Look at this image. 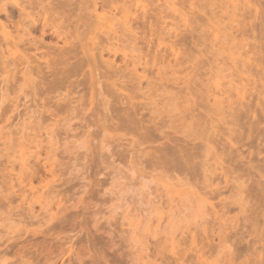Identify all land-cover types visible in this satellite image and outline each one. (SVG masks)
<instances>
[{"label": "rangeland", "instance_id": "1", "mask_svg": "<svg viewBox=\"0 0 264 264\" xmlns=\"http://www.w3.org/2000/svg\"><path fill=\"white\" fill-rule=\"evenodd\" d=\"M74 1L73 0L71 1L72 3H70V4L71 5L73 4V5L72 6L70 5V7H68L69 10H67V8H65L66 12H67L66 16L69 18V25H70L71 31H73L75 29V27L78 26L79 24H81V26H82L83 22L84 23L88 22V21H86L88 19L81 22V20H82L80 18L81 15L78 16L81 13V14H83L82 16L84 18H86L87 16H88L87 18H89V23H88L89 25L87 26V28L89 27V30L91 29L90 23L93 22L92 30H93V33H95L96 35L94 34L92 36V35H90L92 33H90L89 35H87V37L83 36V38H81L79 35L76 34V32H75V34H74V32L73 33L71 32V34H74L75 36L71 35V38H69L70 42L73 44H80V45H81V43L83 44V42H84L85 43L84 48L85 49L87 48V53H88V52H92V50H94L96 48L97 49L99 48V46L102 44L100 38H102L103 42L104 41L105 42L102 44L101 47H104V44L107 41V37L100 33L104 29V28H102V24L103 25L105 24L107 26V25H109L108 23L111 22L112 20L106 19V20H103L102 22L101 21L98 22L95 19L91 18L92 14H94L93 10H94L95 3L98 4L97 7L99 8V13L106 14V15L110 14L109 12H107L108 10L103 11V9H101L100 6H102L101 3L103 2V0H86V1H84V0L80 1L79 0L80 3H79V1H76V0H74ZM82 1H84V4H81V3H83ZM151 1H152V3H150V0H145L146 3H149V5H148L149 8H147L148 12L146 14V18L143 17L144 15L139 14V13L144 14L143 11H142L143 13L140 11H137V10H140L141 8L138 9L134 6H133L134 8L132 7V9H133L132 10V21L134 19L136 20L138 18L136 21L139 22L138 23L139 27L142 26V27H140V30H141L140 32L142 33V35H144L143 32H145L146 29H148L147 26H148L149 22H152V23L154 22L155 24H157L156 22H158V20L161 19V18H159L158 20H155L159 17V16H156V15H158V14H156L159 12L158 10H160V12H162L161 16H164L167 14L168 17L166 18L164 16V18H165L164 21L166 23L165 25H168L169 30H171V35L166 36L164 41H161V42L157 43L156 45L163 50L162 52H165V50H166L167 53H169V52L172 53L173 51L170 49V47L172 46L173 42H175V40H177L176 35L179 34L180 38L183 39L181 41V43H180V41H178L173 54H171L169 56H163V57L164 58L167 57V59L169 58V60H173V59L177 60V58H178V60H180L179 62H181V63L183 60H185L184 62H187V64L183 62V65H184L183 67H177V68H181L183 70V73L182 72L180 73V71H182V70L179 69L178 73L181 75L177 74L173 77L171 76V78H175V77L178 78L179 77V78H184L187 81H189V80L192 81V80L199 78L198 76H202L203 77L202 79L205 81L207 87H209L211 89V91H213L216 94V97H220L219 95H221L220 98H223L227 101L229 100L231 102H234V101L237 102V105L239 106V108L241 107L240 109L243 112H245V111L247 112L248 110H249V112L250 111L252 112L250 114H246V113H245L246 115L244 114V116H245L244 118L245 119L251 118V121H249L250 119L248 120L250 123L249 124V123H247V119L246 120L243 119L244 123H246L245 127H244V124L242 123L243 121L239 124L242 127L241 128L242 136L240 138H234L233 137L234 138L233 144H235V146L227 143L226 144L227 150H225L226 148L225 149L219 148V151H217V153L218 154L223 153V155H224L223 158H224L225 153L227 152L226 157H225L224 166L227 167V169L229 170V173H230V174H228V176H229L228 179H233L235 177H239L240 182L243 184L245 183L246 187L248 185V188H249V186H250V188L252 186L255 187V185H253V184L255 182H257V183H255L256 187L254 188V190H255L254 192H256L257 190L259 191V188L261 187L260 185H263L261 187L262 190L260 189V191L263 193V191H264L263 190V187H264V147L260 148V146L261 145L263 146V144H264V131L262 130L264 128V123H263L264 117H262V116L258 117V116L261 114L262 111L263 112L261 115H264L263 114L264 113V110H263L264 99L261 100L260 94H259V96L257 94H258V92L260 93V91L264 92V0H250L251 3H253V5L251 7L250 6L247 7L246 2H244V0H242L243 4L244 3L245 4L243 5V7L240 10L235 8L234 7L235 5L229 0H217V2L219 4L216 3L214 6H211L212 8L209 6L211 9H213L214 7H217V10L215 12H217V17H218L217 20L221 22L222 27L234 28L233 37L236 38L237 45L235 47H232V46L231 47L236 52L235 54H234V51H231V50L227 51V52L225 50H222V47L225 49V47L229 46L228 44L224 45V42H222V40H224V39H222L224 31L219 30V28H215L212 25H210L211 19L209 16H211V15L210 14H207L208 16L205 15V13H207L210 10V8L208 7V10L205 9V11L207 10V12H205L204 10H201V8H199L204 4V2L202 0H200V1H198V0H151ZM74 3H76L77 5H80L79 7L81 8V10L76 5H75L76 6L75 7ZM213 3H214V1H213ZM83 5L87 9L86 13L82 9V8H84ZM150 5H151V8H150ZM70 8L72 10H74V9L75 10L72 11ZM78 8H79V12H78ZM134 9L137 12H135ZM151 9L153 11H151ZM162 9H164V10H162ZM149 10H150V12H149ZM200 10H201V13L203 11L204 14H201L199 12ZM71 11L74 14V15L72 14L73 18L71 16ZM75 11H76V13H75ZM80 11H84V12H80ZM164 12L165 13L167 12V13L164 14ZM215 12H214V17H215ZM115 13H116V19H118V20L122 19L123 20V14H121V11H117ZM137 13L140 16L136 15ZM150 13H151V15L153 14V16H151ZM208 13H211V12H208ZM76 14H78L77 15L78 17L77 16L75 17ZM85 14H87V15H85ZM133 15H134V17H133ZM5 16H6L5 14H1L0 18L2 20L1 19L0 20L2 22L5 21L4 23H6L7 25L9 24V26H11L10 28L12 30L10 28L9 29L11 31H13V33L16 35V33H15L16 29H14L15 30L14 31L13 26L17 23L18 17L15 16V18H16L15 19L13 16V17L9 18L10 19L9 20ZM109 16L110 15H108V17ZM212 16H213V14H212ZM93 17H94V15H93ZM149 17H151V19ZM66 18H64V19H66ZM68 18H67V20H68ZM78 18L80 19V21H78L79 20ZM207 18H208V21L210 23H208ZM6 19H8L10 22L14 21L13 24H12V22L9 23V21ZM64 19L62 21H64ZM71 19L73 20V26L71 24L72 23ZM139 19H140V21H138ZM152 19H154L156 22L153 21ZM70 21H71V23H70ZM146 23H147V26L145 29ZM159 23H161V22H159ZM134 24L136 25V22H134ZM143 24H144V26H143ZM98 28L101 29V31ZM141 28L142 29L144 28V31H142ZM95 30H98V32L100 33L101 36L100 37L98 36L99 38L96 37L98 32H96ZM175 30H177V33H174ZM86 38H87V40H86ZM55 39L56 38L52 39L49 37L46 39V41H48L47 43H50V42L55 43L57 40V39L56 40ZM84 39H85V41H84ZM244 41L247 42L248 45H244L245 44ZM109 42L114 43V44H112L113 48L111 45H110V47L107 46L108 44H111V43H106L105 44L106 46L104 47L105 50L107 47L114 49V50L119 48L120 50L123 49L125 53L132 55V52H131L132 50L129 47H128L129 48L128 49L126 44L118 43L117 41H115V42L109 41ZM242 42L244 44H242ZM225 43H226V41H225ZM59 44L63 45V42H60ZM77 47L79 49L81 48V46L80 47L77 46ZM109 50L110 49L107 48V51L103 52L104 53L103 55L105 58H103L104 60L103 59L102 60L106 61L105 59H107L108 62L115 61L117 67L114 66L116 68L113 70L114 72H115V70L122 69L124 66H126V62L130 61V58H128L130 55L128 57H126V59H128V60H126V59H124L125 56H124L123 52H121L122 54L120 53V54H118V56L115 57L114 54H113L114 56H110L109 54H111V53H109V54L107 53ZM227 50H229V49L227 48ZM221 51L223 53V56L218 55L221 53ZM228 52L233 53L232 54L233 57L230 56V53L228 55ZM58 57L60 58V60L62 58H64L63 59L64 61L67 60L68 65H66L65 63H64L65 65L61 64L62 69L64 67V69L67 71H68V69L65 68V66L69 67L71 64H73V67L76 68L74 66L75 65L74 63L81 62L83 59L88 61V63H87V61L85 62V65L89 64L91 66L90 67L88 65L87 66L83 65V70L81 67V69H78V73H76L77 71L74 70V68L72 66L69 67L72 69V70L69 69L70 72L72 71V74H70L71 76L68 75L69 78L70 77L71 78L65 80V82L67 81V82L71 83V84H69V83L68 84H69V86L72 85L71 86L72 91H71V89H69L70 88L69 86H68L69 88L66 86L67 82H66L65 86L62 85V87H61V85H57L56 87H53L54 77L50 76L49 72L45 73L47 70L43 72L44 74L41 73L40 75H38L39 79H37V80H39V82L40 81L44 82V84L42 83V85H45L46 80L51 82V86L45 85V86L41 87V90L44 91V93H43L45 96L44 100L42 101V99H43L42 97H44V96H42V94L40 95L42 97L39 98V99H41V101L44 104L49 103L46 107H49L51 109L54 108V110H55V107H56L57 109L60 108L59 110H61L62 109L61 107L64 108V106H66L65 104H67V106H70L68 104V102L62 101V104H61V103L57 102L58 100L56 102L53 101L55 103H53L52 101L49 102L50 100H53L50 97L55 96V94H56L55 90L56 89L57 90L59 89L58 90L59 93L57 91V96L58 95L60 96L61 94H62V97L69 96L72 99L74 98L73 100L75 102H77L78 98H80L81 95L84 94V96H85V99L83 98L84 100L81 98L84 101L81 103L82 105L80 103L77 104L78 102L76 104L73 103V105H80L79 106L80 109L77 108L78 110L77 109L75 110L74 114H78V115H77V118L72 121V123H71L72 125H70V127L72 129H73L72 126H74V129H76L78 127V128H81L82 130L80 129V131L78 130L76 132L65 133L67 130L65 132H63V131L66 128H63V131H61L62 129L60 130L59 128L56 129L57 133L62 135L61 137L58 138L59 143L56 147H59V145L61 143V145H60L61 147H59V149L61 148L63 150V148H62V147H64L63 144L66 145L69 142V140L72 141V142L71 141L70 142L73 145L76 143L75 147H74L76 150L71 151V149L68 146V145H70V143H69L67 145V147H64V148L70 149L71 153H69L70 152L69 150H68L69 151L68 152L64 149L67 154L66 153L61 154V155H64V156H61V159L65 160L64 165H66V166H64V168H65L64 172H65V174L67 173L66 174L67 176L65 175V178L68 177V179H71V180L67 181V178H66L65 179L66 182L63 180V183L65 182L64 183L65 185L63 186L62 185L63 183L62 184L59 183L60 185L58 184V186L60 188L59 187L57 188V190L58 189L64 190L65 188H63V187L68 188L67 189L68 192H66V193L69 196L68 199H70V200H68V202L71 201L70 202L71 207H69V209L67 208V210L60 217H58V219H55L54 221H52L51 223H49L48 225L44 226L41 229H37L38 226L36 224H34L35 225V227H34V225L31 226L29 223H25L26 225L29 226L26 229L28 231L27 233H24V232L21 233V235H19L20 237L15 236L18 240L17 239H14V240L9 239L8 241H6V239L3 240L2 237L8 238V235L6 236L7 230H5V229H7L10 226H8L6 224L8 222L6 220L4 221V219L6 216L8 217V214L10 211H6V209L4 207H2V204H1L0 205V235H1V237H0V241H1L0 242V258H1L0 263H1V260H4L5 261L4 264L5 263L6 264H21V263H23L25 257H28L29 260L27 258V260L25 259V262L34 261L33 262L34 264H38L39 263L38 261H40L39 264H51V262L52 263L54 262V264H181L182 260H183V262L185 261L187 264H190L189 259H191V261H193V262H191L192 264H196L198 257L196 255V253H194V251H192V248H194V247L191 246V240H189V242L187 241L188 239H192V237L189 234H187L186 230H184L186 227L191 228V226L193 225L192 226L193 229L192 228L191 229L194 232L200 233V234L198 233V236H197V239L199 240V241L197 240L198 245L194 250H198V249H199V251L201 250L202 254H204V257L206 258V260L208 262L207 264H228V263H226V260H224V262H223V258H221V257H224L223 255L225 254L226 250L224 251V253L222 255L218 254L219 255L218 256L215 251L214 252L212 251L214 244L212 245L211 242H213V241L210 240L211 241L210 242L208 239V238L211 239V237L204 234L198 228H197V231L195 229L197 226V224H195V223H197L198 221L200 222V220H201L200 215H202L203 212L207 211L208 213L211 214L210 217L212 219H210V217H207V219H210V222H212L213 216L215 215V213L213 214V209H215L214 212H217L220 215H224L226 213V215H227L226 217L224 216V220H228L227 223H226V221L224 222V227L227 224V226L225 227L226 233H224V236H225V239L227 238V240H228L227 245H226V246H228L227 250L228 251L230 250L229 247L231 245V247H230L232 249L231 252L237 251L238 256L236 254H233V252H232V254H233L232 256L235 258L234 261L236 262V260H237V262H238L237 264H239V262H242V261L244 264H249V263H251V261L254 264H257V263L261 264L260 262H262L264 260L263 259L264 258V251H263L264 242L262 240H260V242H258V245H259V243H261L262 246L261 245L258 246L256 244L254 245V246H256L255 248L257 250L255 253L254 252L255 248H253L254 251L251 248V246H252V244H254L255 240H252L250 236H252V237L255 236L256 233L254 234L253 231L254 232L260 231L261 230L260 228L264 224V219H263L264 218L263 217L264 212L262 213L261 211H259L260 207H258V206H260L261 203L263 204V206H262V204H261V206L264 207V202H263L264 200L262 201V198L264 197V195L263 194L261 195L259 193L260 191L256 192L259 194L258 197L256 196L258 194H256V195L253 194L258 199L261 198V203H257L260 201V199H259V201H258V199H256L257 202L254 201L255 198H253V200L251 199L252 201L249 200L250 203L247 205V208L252 207L250 205H253V207H255L256 204H259L256 207V210L254 211L256 213L252 212V213H254V215H253V214H251V212H249V210H248V212H246L245 209L240 207L241 202L243 200L242 198H245L246 194L243 195V197L235 194V192H233L231 190L233 185L227 184L225 179H220V177L217 180L219 186L214 188V189H217L216 191H218L217 193H214L217 195H215V196L213 195L214 196L213 200H212V197L210 199L211 205L209 204L207 206H204L205 208L204 207L203 208L205 211L202 209H198V208L194 209L195 212H196V210L200 211V213L198 211V213L196 212L197 214H195V212H194L195 215L193 214L194 217H196V218L198 216L197 219L193 218L194 224L192 222L191 223L189 222V226H186V225H188V221L183 220L184 222H187V224L186 223L183 224V221H181L182 224L185 225L186 227L181 224L183 226L181 229V228H179L181 225L180 226L178 225L179 227L176 230L178 231L180 229L181 232L175 231V233L177 232L178 234L179 233L182 234V235H180V237H178L179 236L178 234H175L176 236L178 235L177 237L176 236L175 237L178 238L177 240L180 242V246H182V244L184 245L185 243H188L186 246L187 248L184 245L183 249H182V247H179V249L181 248L182 250L180 249L181 250L180 251L179 249H177V252L180 253L183 250H185V252L187 253L189 251L186 255H189V256L191 255L190 258L188 259L189 256L186 257L184 255L183 259L181 261L177 262V261H175L174 257L180 258L179 254L174 255L170 252L166 253L169 255H165V257L167 259L166 258L163 259L162 257L160 258V255L158 254L157 248L160 246V244L163 242V240L167 236H169V234L171 232V229L168 230L169 226L166 225L167 221H166V224L163 223V222H165L164 220H167L166 218L168 215H167V213H165L166 217L164 216L163 220L161 221L162 223L160 222V224H162L161 228H163V229L159 228V230H158V228L156 227V225L159 224L158 221H156V219L158 220L157 215H156V217H154L155 215L152 216V219L154 218L153 219L154 222L156 221V223H154L152 220V223H154L153 225H155L152 229H148L147 224H148V220L150 218V212H151L149 209L152 210L153 209V207H152L153 202L155 201V204H157L156 201H158V200H156L158 198L154 199V197H157V194H160V193H161V195L164 194V192H162L165 189V188H163L164 185L162 183V181L164 182V180H162L161 182H158L159 180L157 181L155 178L159 172H157V173L152 172L151 169L146 170V171H149V173H145V175H149V176H145L146 178H144V179L138 178L137 174H132V172L130 171V168L134 162V161H132V159H133L132 156H133L134 152L131 153L132 150L130 151V154L132 155L131 156L128 153L130 149H128V152H127L126 148H127V143L129 144L131 142V141L130 142L128 141L129 139L131 140V138H132V140L138 141V140L142 139V137H144L142 140H145V136L146 135L151 136L152 135L151 133H154V135L157 138V141H156V139L154 140V138H155L154 135L149 137L150 138V141L148 140L149 142H147L146 140L145 141L140 140L144 143L146 142L147 144L145 145V144H142V142H140L142 145L138 149L136 148L137 150L145 149V152L149 151V154H150V152L152 154L154 151V153H153V155H154V154H158V152H161V149L162 150H168V148L174 149L172 143L175 145V143L177 144V143H180V141H181V144L183 142L182 145H187V142L185 143L184 138L180 134L176 135L174 133V131H172V129L171 130L165 129L164 134L161 135V133H159V131H157V128H154V130L152 128V126L154 124L153 121L151 122L153 115L150 113V111L148 109L151 110L152 108H155L156 105L158 107H163L164 104L169 103L168 102V100H169L168 94L164 95V92L162 93L163 89L161 87H159L160 85H158V84H161V82L156 83L158 90L161 89V91L158 92V90L154 89L155 86L152 87V89L157 91V92H155L154 90L150 89L151 87H149L148 81H146V80L143 81L146 83V84L144 83V89H143L144 93L145 92L146 93L143 94V91H142V93L137 92L138 94H137L136 99H135V101L137 102V107H136V105H135V107L136 108L141 107L140 109L138 108L139 111L137 113L139 115H142V113H143L142 110H144L145 114L143 113L142 117L139 116V118L137 117V119H138V121L140 120L139 122H141L139 124L143 125L142 123H144L145 125L141 126L138 124V127L141 126V131L143 130L142 131L143 133L142 132L138 133V131L140 130V127H139L138 131L136 130L137 132L136 131L133 132L134 131V129H133L132 132L134 133V135H132L131 134L132 132L130 131V129H132V128L120 129L119 127H121V126L120 125L117 126L119 123L117 125H116V123H114L116 126H114L113 123H110L111 122L110 120H113L112 122L115 121L116 117L114 118L113 114H116L117 117L119 116L118 118L120 119V118L124 117L127 113H132V111H130L132 108L130 107V110H128L129 105L127 103L126 104L124 103V102H126L124 100V98H126V97H124V95L126 93H122L121 91L116 90L118 88H116L113 85V83H118V85H119L121 83V81H119L116 78L117 76L113 75L114 72L111 70L112 67H111V69L108 68L109 66L107 67V65L104 64L105 62L100 60L101 58L100 59L98 58L99 60L97 59L98 56H95L96 60H98L97 62L94 60L95 58H93V56H91L92 59L91 58L89 59L88 58L89 56L86 57V56H82L81 54L78 56V58L75 56L76 59H75V57L72 56L75 59V61L77 59L81 60V61L77 60L76 62H73L74 60L72 61V59H70L71 57H69V56H66V57L65 56H58ZM58 57L55 56V59L56 58L58 59ZM158 57L159 58H157V59H162V56H158ZM237 57H239V59ZM246 57L251 58V63H252V66L249 67L251 70V74H249L250 72L248 73L250 75V77L248 78L249 80L247 79V77L249 75L241 76L243 70L244 71L245 70L250 71L249 68L243 69V66H242L243 60L246 59ZM66 58H68V59H66ZM192 58H194V59H192ZM57 59H56V61L59 60V59L58 60ZM69 59L72 62H70ZM88 59L92 60V61L94 60L95 65H92V61H89ZM154 59H155V56H153V55L143 56L142 63L149 62L150 66L148 65L147 69H144L143 67H139V72H140V74L147 76V78L150 77L149 81L154 80V82H155V79L152 78L153 76L155 77V75L157 73L156 72L157 68L153 67ZM124 61H125V63H124ZM59 64L60 63H58V65ZM96 64H97V66H96ZM110 64L115 65L114 62L110 63ZM257 64L258 65L261 64V65L259 67H257L258 66ZM58 65H57L56 69H59L58 72H62V69L60 70ZM161 66H164V64H162ZM161 66H159V67H161ZM77 67H78V65H77ZM177 68H176V70H177ZM152 69L153 70L156 69L155 73ZM145 70H146V73H144ZM93 71H96V72H93ZM111 71L113 74L111 73ZM170 72L171 71H169V74L172 75V73H170ZM62 73H64V71ZM67 73H69V72H67ZM96 73H98L99 75H97ZM91 74L93 76H95V78L91 77L90 76ZM95 74L98 77H96ZM43 77H47V78L49 77V78L46 79ZM75 77H77L78 80L79 79L82 80V81L79 80V82H77L78 85H80L83 82L84 78H86L85 80H87L89 78V80L84 81V82H86V84L83 82V85L81 84L80 88H78L79 86H76L77 88H75V86L73 87V85L75 83H72L73 81L76 82ZM73 78H75V79L72 80ZM97 78L100 79L99 81H101L103 83L102 84L103 87L100 86L99 84H97L98 80H95ZM244 79L248 80V81H246L244 83V81H245ZM68 80H70V81H68ZM242 80H244V81H242ZM181 81H184V80L181 79ZM94 84L98 88L102 87V89H103L102 91L104 92V93L103 92L102 93L104 94V97L106 95L109 97V99H107V101H106V99L101 100V98H103V96L98 97L97 92L101 91V89L99 90V89H96L97 87H95L96 90H94ZM39 85L42 86L41 84H39ZM120 85H122V84H120ZM168 85H169V90L176 91L175 87L177 88V86L174 87V85L172 83H170V84L168 83ZM181 85H182V82H181ZM181 85L178 86V88L182 87ZM243 86L245 87L244 92L246 93V96H245L246 99L245 100L243 99V101H245V104L239 98V94L236 91V89L240 90ZM64 87L65 88L67 87V89L60 90L61 88L63 89ZM113 87L116 89H114ZM145 87L148 88V91H147V89H145ZM43 89H45V90H43ZM47 90L49 92L51 91V93H50L51 96L45 95V91H47ZM149 90H151V91H149ZM224 92L226 94H224ZM53 93H55V94H53ZM72 93H74V94H72ZM118 93L119 94L122 93V95L123 94L124 95L123 96L121 94L117 95ZM47 94H49V93H47ZM116 95H117V97L118 96L122 97L121 101L118 100V99H120V97H118V98L115 97ZM48 96L50 99L49 101L47 100ZM21 97H22V95H21ZM54 98L56 100V96ZM108 100H110V102L112 103L111 106L115 105V103L117 101H120L119 104L116 103L117 105L121 104L120 107H122L125 104L124 108L123 107L120 108L123 110H118L119 109L118 108L119 106H118V107H115V108H117V111H113V110L109 111L111 109V108L109 109V107H111V106H108V109H109L108 113L111 112L110 113L111 115H109L106 110H104V111H106V112H104L103 111V109H105L104 105H103V109H102V106L100 107V102L101 101L109 102ZM27 101L28 100H24V98L22 97L20 102H19V105L21 106L19 108V110L10 114V117L12 118V120L10 119V122L8 121L6 123L1 122L0 125L3 127H10L11 130L14 133H16L18 131V129H16V124L17 123L20 124L22 122L23 119H21V116L26 114V111H27L26 107H35L34 109H37L36 103H37V106H39L38 102L33 104V102H31V101H30V103L29 102L27 103ZM240 101H242L241 106L239 105ZM248 102H249V104H248ZM56 103H57V105H55ZM83 103H84V105H83ZM111 103H109V104H111ZM247 104L249 105V107H251V106L252 107L247 109V107H246ZM257 104H259L261 106H259ZM50 105H53V106L55 105V107H52ZM57 106L58 107L60 106V107L58 108ZM261 107H263L262 111L260 109ZM70 108H72V107L70 106ZM115 108L113 106L114 110H116ZM66 109L64 108V109H62L63 111H60V114H61V112H64L61 114V118H65L66 116H68V112H66L67 111ZM124 109L127 111H130V112H127ZM250 109H253V110H250ZM83 110H84V113H82ZM140 110H141V112H140ZM33 111H35V110H33ZM253 111H255L256 113ZM112 112H115V113L112 114ZM70 114H71V112H70ZM118 114H121V115H118ZM102 115H104L103 119L105 118L104 120L107 121L106 122L107 124L105 123L106 126L107 127L111 126L110 129L112 132V133H110L109 136H105L106 138H104V139H107V140H105V142L108 144V141H109V145H110V149L107 146L108 150L103 148L102 150H104V151H102L100 149L102 147H99L100 144L97 141L99 136L102 137L104 135V134H102V132H103L102 124L104 123L103 119L101 120ZM230 115L229 114L227 115L229 117V118H227V120H228L227 122L229 123L231 121L230 122L231 126H230V124H228V125L231 128H233L235 125L234 122L237 121L236 118L238 119V116L232 117V115L231 116ZM247 115H249V116L251 115V117H247ZM144 116L147 117L148 121ZM166 116H168V115H166ZM80 117L82 120L80 119ZM143 118H144V120H143ZM257 118L261 119V120L259 121ZM99 119L101 120V122L99 121ZM145 119H146V121H145ZM166 119L168 121V118H166ZM232 119L234 121H232ZM255 119H257V120H255ZM136 120H135V124L137 125ZM117 121H119V120H116L115 122H117ZM253 121H254V123H253ZM156 122L158 123V125H157V127H158L159 122H162V121L157 120ZM258 122L262 123V124H260V125H262V127L259 125ZM99 123L101 125H99ZM155 124H154V127L156 126ZM241 124H243V125H241ZM252 124L257 125V127L258 126H260V127L255 129L256 126L253 127ZM12 125H14L15 128ZM134 125H133V127H134ZM136 125L134 127L135 129H136ZM169 125H171V124H169ZM79 126H82V127H79ZM86 126H89V127L87 128ZM144 126L148 130L152 131V132L149 131V133H150L149 135L146 134L147 133L146 131H148V130H146V128ZM67 127H69V125ZM17 128L20 129L19 126H17ZM60 128H62V127H60ZM7 129L8 128H6V130ZM114 129H116V131ZM258 129L259 130L261 129V130L259 131ZM6 130L4 131V133L5 132L8 133ZM169 130H170V132H169ZM86 131H87V133H86ZM227 132H229V131H226V133ZM261 132H262V134H260ZM72 133L73 134L74 133H77V134L80 133V135L78 136L76 134L77 136L74 138L75 134L73 135ZM83 133L84 134L86 133L85 136H87V137H85V136L82 137ZM135 133L137 135L136 137H135ZM41 135L43 136L42 139L46 138L45 134H43L42 131H41ZM60 135H57V137ZM64 135L67 136V138L61 139V138L65 137ZM124 135H126V136L130 135V137L128 136L129 138H125ZM141 135H143V136H141ZM68 136L69 137L71 136V139H69ZM147 136H146V139H149V138H147ZM166 136L169 138H167ZM175 136H179V137H177V138H179L178 141L176 140L177 138ZM259 137H261V138H259ZM120 138H123L124 141ZM151 138L156 142L153 141L154 143L150 144V142H152ZM172 138L174 140H176L177 142L175 141V143H174V140ZM67 139H69V140H67ZM93 139H96L91 144L93 147L91 148V145H89L91 150L86 149L88 151L87 152L85 150V146H87L86 148H88L87 143ZM73 141H76V142L73 143ZM84 141H85V143H83ZM259 141H261L262 144H261V142L259 144ZM167 142H169V143H167ZM2 143H3V141L0 140V149L2 147ZM81 143H82V145H80ZM243 143H245L246 145ZM167 144H169V146L171 144L172 147L171 148L168 147ZM228 144H229V146H228ZM73 145L71 147H73ZM79 145L84 146V148L83 147L78 148ZM160 145H162V147ZM230 145H232L233 147ZM251 145H254V146H251ZM178 146H180V145H177V146L175 145V148ZM257 146H259L260 150L257 148ZM154 147L159 148L160 151H158L156 149L158 152H155ZM184 147L187 148V146H184ZM74 148H72V149H74ZM129 148H130V146H129ZM234 148L237 150L236 152H234L235 151ZM242 148L245 150H242ZM232 149H234V151ZM246 149H249V150L247 151ZM232 151L235 154V158L232 156L230 158V154L234 156ZM252 152L254 155L252 154ZM237 155H239L240 157ZM134 157H135V155H134ZM136 159L138 162L139 157H136ZM226 159H227V162H226ZM231 161H232V163H231ZM229 165H230V167L231 166L233 168L235 167L234 170L236 169L237 166H239V169L236 170L239 173L235 174L234 170H232V167H231V169H230V167H228ZM139 168H142V167L139 166ZM240 168H242L241 171H240ZM151 174H153L152 175L153 177L150 176ZM258 181L263 183V184L259 183ZM67 182H68V184L70 182V184L68 185ZM257 185H259L260 187L258 188ZM156 189H158L160 191V193H157ZM67 190H65V191H67ZM219 190H220V192H219ZM252 190H250V191L253 192ZM63 192H61V194L63 195L62 198H63V200L64 199L66 200L67 198H65V197H67V195H65V197H64ZM162 196H164V195H162ZM164 197H165L164 199L166 200L167 199L166 196H164ZM151 200H154V201L151 202ZM187 201H190V200L187 199ZM65 202H67V200ZM183 202H184V200L181 202V200L177 198L176 202L174 203L175 205H173V206H177V207L180 206L181 208H179V209H181L184 212V215L190 214V213H186L187 211L190 212L189 210H187V211H185L186 209L184 210L183 205L185 204V202L184 203ZM70 203H69V206H70ZM147 203H150L151 206L150 205L149 206L151 208L148 206ZM187 203L188 202H186V204ZM179 204H182V205H179ZM67 206H68V204H67ZM38 209L39 208H37V210ZM177 209L178 208H176V210ZM250 209H252V208H250ZM262 209L261 210L264 211V208H262ZM181 210H178V211L180 212ZM252 210H254V209H252ZM164 212L165 211H163V215H165ZM255 214H257V216ZM260 216H261V218H260ZM181 217H183V216H181ZM255 219L258 221L256 223V225L253 224V222L255 223ZM142 221H144V222H142ZM143 223L146 224L147 226L144 225ZM180 223H177V224H180ZM144 227H145V229H144ZM164 229L167 233L168 232L169 233L168 234L166 232L164 233V231H163ZM26 230H24V231L26 232ZM145 230H147V231H145ZM225 230H224V232H225ZM5 231H6V233H5ZM149 231L154 232V234L149 232ZM156 232H157V234H156ZM158 232H160V233H158ZM147 233L149 234L148 236H147ZM249 233L250 234L253 233V235L251 234L249 236ZM158 234H160V235H158ZM183 234H185V235H183ZM151 235L154 237H152ZM199 235H200V237H199ZM204 235H206V238ZM149 236H151V238ZM253 238H255L256 241H259V239H257L258 238L257 235ZM215 239L216 240L214 242H215V248H216L217 245L219 244L220 237H215ZM248 240H249L251 245L249 244ZM251 242H253V243H251ZM141 243L143 244V247H142ZM146 243L148 244L149 247L146 245ZM246 243L248 244L247 247L245 246ZM239 247L241 249L238 251ZM143 248H144V250L146 248H150V249L149 250L147 249L145 252L144 250H142ZM233 248L236 251H234ZM242 249H244L245 253H242V252L241 253L243 255L244 254L245 255L243 256L241 261H238V259L240 260V257L242 256L241 253L239 255L238 252H240ZM213 250H216V249H213ZM248 250H249L248 253H252L251 255H253L255 257L259 256L258 259H260V260L256 259L253 256H252V259L253 258L254 259L251 260L250 254L247 253ZM228 251L226 253L231 255V253H229L230 251L229 252ZM258 252H260V253L258 254ZM191 253H193V255ZM211 253H212V256H211ZM246 253L249 256H247ZM144 254H145V256H144ZM158 255H159V257H158ZM234 255H236V256H234ZM22 257H24L23 260H22ZM236 257H238V258H236ZM156 258H158V259H156ZM184 258L188 259L189 263ZM7 259H8V261H7ZM19 260H22V261H20V263H19ZM256 260H258V262H256ZM16 261L18 263H16ZM47 262H50V263H47ZM243 263H240V264H243Z\"/></svg>", "mask_w": 264, "mask_h": 264}, {"label": "bare ground", "instance_id": "2", "mask_svg": "<svg viewBox=\"0 0 264 264\" xmlns=\"http://www.w3.org/2000/svg\"><path fill=\"white\" fill-rule=\"evenodd\" d=\"M71 1L72 0H0V15L5 14L6 15L5 17H7L8 19L13 17V16H14V18H15V16L18 17L17 23L16 24L14 23L15 25L13 26V30L16 29V32H15L16 35L13 33V31H11L12 30L10 28L11 26H9V24L7 25L6 23H4L5 21L2 22L1 21L2 19L0 18L1 19L0 20V124H1V122L6 123L8 121L10 122V119L12 120V118L10 117V114L19 110V108L21 107L19 105V102H20L22 97L24 98V100H28L27 103L28 102L30 103V101H31V102H33V104L38 102L39 106L41 105L39 107V106H37V103H36L37 109H34L35 107H26V110L28 112L26 111V114L21 116V119H23L22 122L20 124L19 123L16 124V129H18V131L16 133H14L10 127H3L0 125V140L3 141L2 147L0 149V205L2 204V207H4L6 209V211H10L8 214V217L6 216L4 219V221L6 220L8 222L6 224L8 226H10L7 229H5V230H7V233H6V231H5V233H6V236L8 235V238L7 237L6 238L2 237V238H3V240L6 239V241H8L9 239L14 240V239H17L16 238L17 236L20 237L19 235H21V233H23V232L27 233L28 231L26 229L29 226L26 225L25 223H29L31 226L36 224L38 226V228L37 227L36 228L41 229L44 226L51 223L52 221H54L55 219H58V217H60L67 210V208L69 209V207H71V203H70L71 201L68 202V200H70V199H68L69 196L66 193V192H68V190H67L68 188L63 187L65 185L64 183L66 182L65 179L67 178V181L68 180L70 181L71 179H68V177L65 178V175L67 173L65 174V172H64V169H65L64 166H66V165H64L65 160L61 159V156H64V155H61V154H63V153L65 154L66 151H68V150L70 151V149H71V151L76 150L74 148L76 141H73V143H75L73 145L71 143L72 141L69 140V139H71V136L70 137L68 136L69 139H67V140H69V142L68 143L66 142L67 144L66 145L63 144V145H64V147H67V145L70 143V145H68L70 149H68V148L65 149L64 147H62L63 150L61 148L59 149V147H61L60 146L61 143H60L59 147H56V146L59 143L58 138L61 137L62 135L58 134L56 129L59 128L60 130L62 129L61 131H63V128H66L63 131V132H65L67 130L65 133L76 132L78 130L80 131L81 128L77 127L76 129H74V126H72L73 127V129H72L70 127V125H72L71 124L72 121L74 119H76L77 115H78V114H74L75 110L77 108L80 109V107H79L80 105H73V103L76 104L78 102L77 104H79V103L81 104L82 102H84L83 100L85 99V96H84V94L81 95V97L78 98L77 102H75L73 100L74 98L72 99L69 96L62 97V94L60 96L59 95L57 96V91L59 89L55 90L56 94L53 93L56 96V100L54 98L55 96L50 97L53 100H50L49 96H48L47 100L48 101L50 100L49 102H51V101L56 102L57 100H58L57 102L61 103V104H62V101L68 102V104L72 107V108H70V106H67V104L64 103L66 105V106H64V108L65 109L67 107L69 108V109L68 108L66 109L67 110L66 112H68V116H66L65 118H61V114L64 112H61V114H60V111H63L62 110V109H64L63 107H61L62 109L59 110L60 106L59 107L57 106L59 109H57L55 107V105H57V103L54 106L50 105L52 107H55V110H54V108L51 109L49 107H46L49 103L48 104L45 103L46 104L45 105L42 102L44 100L45 96L43 94L44 91L41 90V87H43L45 85L51 86V82L46 80L45 85H42V83L44 84V82L40 81L41 82L40 83L39 80H37V79H39L38 75H40L41 73L44 74L43 72L47 70L45 73L49 72L50 76L54 77L53 87H56L57 85H61V87H62V85L65 86V84L67 82V81L65 82V80L71 78V77L69 78V76H71L70 74H72V71L70 72V70H72V69L69 67L70 66L73 67V64H71V65L69 64L70 65L69 67L65 66V68H67L68 71L65 70L64 67L62 69L61 64L65 63L66 65H68V62H67V60H65L67 62L66 63L63 60L64 58H62L60 60V58L58 56H65V57L69 56V57H71L70 59H72V61L74 60L73 62H76L78 60L77 59L75 61L76 57L78 58V56L81 54L82 56H86V57L89 56L88 57L89 59L91 58V56H93V58H95V56H98L97 59L101 58L100 60L103 61L104 60L103 58H105L103 55L104 54L103 52L107 51V48H108L110 50L107 53L108 54L111 53V54H109L110 56L115 55V57H116V56H118V54L123 52V54L125 56L124 59H126V57H128L130 54L125 53L123 49L120 50L119 48L116 49L114 47L116 49V50H114V49L109 48L110 45L113 48L112 44H114V43L109 42V41H113V42L117 41L118 43L126 44L127 48L129 47L132 50L131 51L132 55H130L131 57L130 56L128 57V58H130V61L126 62V66H124L125 68L123 67L124 69L123 68L122 69L117 68L118 70H115V72L113 71L114 69H116L114 67V66H116L115 61L108 62V60L105 59L107 62L106 61H103V62H105L104 64H106L107 67L109 66L108 68L111 69V67H112L111 70L114 72V74L112 73V71H111V73L114 76H117L116 78L119 81H121L120 84H122V85H120V84L118 85V83H113V85L118 89H116L114 87L113 88L118 90V91H121L122 93H126L125 95L123 94L124 97H126V98H124V100L126 101L124 103L125 104L127 103L129 105L128 110H130V107L132 108L130 110V111H132V113H127L124 117L119 119L118 118L119 116L117 117L116 114H113L115 112H112L113 117L114 118L116 117L115 121L116 120H119V121L112 122L113 120H110L111 122L110 121L109 122L113 123L114 126H116L119 123L117 126L120 125L121 126V127H119L120 129L132 128V129H130L131 132L133 131V129H134L133 132H135L136 130L138 131V128L140 127V130L138 131V133L142 132L143 130L141 131V126H143L145 124L144 123H142L143 125L139 124L141 122H139L140 120L138 121L137 117L138 118H139V116L142 117L143 113L145 114V112H144V110L141 109L143 111L142 115H139L137 113L139 111V109L141 108V107L140 108L138 107L139 109L136 108L137 102L135 101V99H136V96L138 94L137 92L142 93V91H143V94L146 93V92L144 93V90H143L144 89V83H145L143 81H145V80L148 81V85H149V87H151L150 89H152V87L155 86L154 89H156V90H158L156 83L161 82V84H158V85H160L159 87H161L163 89L162 93L164 92V95L168 94V96H169L168 102L169 103L164 104L163 107H158L156 105L155 108H152L151 110L148 109L150 111V113L153 115L151 122L153 121L154 124L156 123L155 124L156 126L154 127V124H153L152 128H153V130H154V128H157V131H159V133H161V135L164 134L165 129H170V130L172 129V131H174V133L176 135L180 134L184 138L185 143L187 142V145H182L183 142L181 144V141L179 140L180 143L176 144L175 141L176 140L178 141L179 138H177V137H179V136H175L177 139L176 140H174L173 138L172 139L174 140V143L176 146L177 145H180V146L175 148V145L172 143L174 149H169V148H168V150H162L161 149V152H158V151H160V149L157 148L158 147L157 146L156 148L154 147V150H155V152H158V154L153 155V153H154V151H153L152 154L150 152V154H151L150 155L149 151L145 152V149H143V148H142L143 150H141V149L137 150L139 147H141L142 144H145V145L147 144L146 142L144 143L142 141L146 140L147 142H149L150 141L149 137L154 135V133H151L152 135L150 136L149 131L150 132H152V131L148 130L144 126L146 128V130H148V131H146L147 133L146 132L145 133L148 134L149 136H147L146 134L145 135L149 139H146V136L144 135L145 140H142L144 137H142V139H140L141 137L138 135L140 137L139 139L142 141L138 140L139 141L138 142V141L132 140V138H131V140L130 139L128 140L129 142L130 141L131 142L129 144L127 143V148H126L127 152H128V149H130L128 152L129 154H130L131 150H132L131 153L134 152L133 156L130 154L133 158L132 161H134L131 168H130V171L132 172V174H137L138 178L144 179V178H146L145 176H149V175H145V173H149V171H146V170L151 169L152 172H156V173L159 172L155 178L157 181L159 180L158 182H161L162 180H164V182L162 181L164 187L163 186L162 187L165 189L162 191V192H164V194H162V195L166 196L167 199L165 200L164 199L165 197L161 195V193L158 189H156L157 193H160V194H157V197H154V199L158 198V199H156V200H158V201H156L157 204H155L154 200H151V202L154 201L152 204L153 209L152 210L149 209L151 212H150V218L148 220L147 225H148V229H152L155 226L153 224L156 223V221H158L159 224H157L156 227L158 228V230H159V228L163 229V228H161L162 224H160V222L163 220L164 216L166 217L165 213H167V215H168L166 218L167 220H164L165 222H163V223L166 224V221H167L166 225L169 226L168 230L171 229V232H170L169 236H167L163 240V242L160 244V246L158 245L159 247L157 248L158 249L157 251H158V254L160 255V258L162 257L163 259L166 258L165 255H169V254H166L169 252L174 254V255L179 254V256H180V258L178 257L179 259L176 257H174V258H175V261H177V262L181 261L183 259L184 255L186 257L189 256V255H186L189 251L186 253L185 250H183L182 252L179 253V252H177V249H179V247H182V249H183V246L185 245V247H186L188 243H185L184 245L182 244V246H180V242L177 240L178 238H176V237L178 235H179L178 237H180V235H182V234H180V233L178 234L177 232L180 231V229L178 231L176 229L182 224L181 221H183V220L188 221V225H186V226H189V222L190 223L192 222L194 224L193 218H196V217H194V215L197 214L199 211V210L198 211L196 210V212H197L196 213L194 209L198 208V209L204 210V208H205L204 206H207L209 204L211 205V203H210L211 197L213 200L214 196L217 195L214 193L218 192V191H216L217 189H214V188L219 186V184L217 182L219 177H220V179H225L227 184L233 185L231 190L233 192H235V194L240 195L242 197H243V195L246 194V197L242 198L243 200L241 202L240 207L245 209L246 212H248V210H249V212H251V214H253V215H254V213H256L254 211L256 210V207L259 204H256L255 207H253V205H250V206H252L250 208H252L254 210L247 208V205L250 203L249 200L252 201L253 198H255L254 201H256V199H258L257 197L259 196V194L256 193L258 190L256 192H254L255 191L254 188L256 187L255 183H257V182L254 181L255 183L253 185H255V187L252 186L253 187V188L251 187L253 189L252 190L250 188V186L248 188V185L246 187L245 183L244 184L241 183L239 180V177H235L233 179H228L229 178L228 174H230V173H229V170L227 169V167L224 166L225 157H226L227 152L225 153L224 158H223V156H224L223 153H221V154L217 153V151H219V148H222V149L226 148L225 150H227V146H226L227 143L235 146V144H233V139L234 138H240L242 136V132H241L242 127L239 124L243 121V119H245L244 118L245 113L250 114L252 112L251 111L249 112V110L247 111L248 113L246 111L243 112L240 109L241 107L239 108V106L237 105V102L234 101L235 102L234 103V102H231L229 100L227 101L223 98H220L221 95H219L220 97H216V94L213 91H211V89L209 87H207L205 81L202 79L203 78L202 76H198L199 78L192 80V81L191 80L187 81L184 78H179V77L178 78L177 77L171 78V76L173 77V76L179 74L178 70L179 69L182 70V69L177 68V67H183L184 66L183 62L185 60H183L181 63V62H179L180 60H178V58H177V60H174V59L169 60V58L167 59V57L166 58L163 57V56H169V55L173 54L178 41H180V43H181V41L183 39L180 38L179 34L176 35L177 40H175V42H173L172 46L170 47V49L173 51L172 53H170L169 51H168L169 53H167L166 50H165V52H162L163 50L156 45L157 43L164 41L166 36L171 35V30H169L168 25H165L166 23L164 21L165 20L164 16L166 18L168 17L166 14L167 12L166 13L164 12V14H166V15L161 16L162 12H160V10H158L160 13L157 11L158 13H156V14H158V15H156V16H159V17L155 20H158L159 18H161L160 19L161 21L158 20V22H156L154 19H152L157 24H155L154 22L153 23L149 22L148 26L146 23L145 29H146V26L148 29H146V31L143 32L144 35H142V33L140 32L141 31L140 27H142V26L139 27L138 26L139 22L136 21L138 18L136 20L134 19L135 21L134 20L132 21V10H133L132 7L134 6L138 9L141 8L142 10L140 9L137 11H140V12L143 11L144 14H141L139 12L138 13L140 15H144L143 17L146 18V14L148 12L147 8H149L148 7L149 3H146L145 0L144 1L143 0H103V2H102L103 4L101 3L102 6H100V5L99 6L101 7V9H103V11L108 10L107 12H109L110 14H108L107 12L106 13L108 15H110L109 17L106 14L99 13V8L97 7L98 4L95 3L94 10H93L94 14H92L91 18L95 19L98 22H100V21L102 22L103 20H106V19L112 20L111 22L108 23L109 25H107V26L105 24L104 25L102 24V28H104L102 31H101V29L98 28L101 31L100 33L107 37L106 43H111V44H108L107 46H109V47H107L105 50L104 47L106 46L105 45L106 43L104 44V47H101L105 41L103 42V39L100 38L102 44L101 43H100L101 45L99 44L100 45L99 48L100 47L101 48L100 49L96 48V49L92 50V52L87 53V48L86 49L84 48L85 43L83 41H82L83 44L80 42L81 45L80 44H73L70 42L69 38H71V35L75 36L74 35L75 32L81 38H83V36L87 37V35H89L90 33H92L90 35L93 36L95 34V33H93V30H92L93 22L90 23L91 29L89 30V27L87 28V26L89 25L88 24L89 18H87L88 16L87 17L85 16L86 18H84L82 16L83 14H81V13L79 15L76 14L75 17L77 15L78 16L81 15V17H80L82 19L81 22L85 21L86 19H88V20H86L88 22H86V23L83 22L82 26H81V24H79L78 26L75 27V29L73 31H71L70 25H69V18L66 16L67 12L65 9V8H67V10H69L68 7H70V5H71L70 3H72ZM76 1H79V0H76ZM80 1H79V3H80ZM84 1H86V0H84ZM84 1H82L83 3H81V4H84ZM198 1H200V0H198ZM202 1L204 2V4L199 8H201V10H204V11H205V9L208 10L209 6L211 7V6H214L216 3H218L217 0H213L214 3L212 0H202ZM229 1H231L235 5L234 7L237 8L238 10H240L243 7V5L245 4V3L243 4L242 0H229ZM244 2H246L247 7L248 6L251 7L253 5V3H251L250 0H244ZM150 3H152L151 0H150ZM75 5L77 7L80 6V5H77L76 3H74V6ZM83 7L84 8H82V9L86 13L87 9L85 8L84 5H83ZM79 8H78V12H79ZM150 8H151V5H150ZM211 8H210L211 11L210 10L208 11L211 13H208L207 10L205 11V12H207V13H205V15H207V14L211 15V16H209L211 19V21H210L211 23L208 21V18H207V21L213 27L219 28V30L224 31L222 39H224L226 41V43L224 40H222V42H224V45H226V44L229 45L228 47H225V49L222 47V50H225L226 52L230 51V50L234 51V49L232 47H235L237 45V40L235 37H233L234 28L222 27L221 22L217 20V18H218L217 12H215L217 10V7H214L215 8V9L213 8L214 10ZM135 9H134V11H135ZM74 10H72V11H74ZM80 10H81V8H80ZM162 10H164V9H162ZM201 10L199 11L200 13H201ZM72 11H71V16L73 18L74 14L72 13ZM76 11H75V13H76ZM84 11H80V12H84ZM117 11H121V14H123V20L122 19H120V20L116 19V13L115 12H117ZM137 11H135V12H137ZM151 11H153V10L151 9ZM149 12H150V10H149ZM214 12H215V17H214ZM138 13L136 15H139ZM201 14H204V12L202 11ZM212 14H213V16H212ZM85 15H87V14H85ZM93 15H94V17H93ZM150 15H151V13H150ZM151 16H153V14ZM66 17L68 18V20ZM133 17H134V15H133ZM64 18H66V19H64ZM149 18L151 19V17H149ZM8 19H6V20H8ZM63 19H64V21H62ZM78 21H80V19ZM138 21H140V19ZM11 22L9 21V23H11ZM13 22H12V24H13ZM134 22H136V25L134 24ZM159 22H161V23H159ZM70 23H71V21H70ZM71 24L73 26V20H72ZM143 26H144V24H143ZM95 31L98 32V30H95ZM142 31H144V28L142 29ZM71 32L72 33L74 32V34H71ZM100 33L98 32L99 35L97 34V36H96L97 38H99L101 36ZM174 33H177V30H175ZM49 37L52 39L56 38L57 39V40L55 39L56 42L55 43H53V42L47 43L48 41H46V39ZM86 40H87V38H86ZM84 41H85V39H84ZM60 42H63V45H60L59 44ZM244 43L242 42V44L248 45L247 42L244 41ZM77 46H79V47L81 46V48L79 49ZM227 48L229 50H227ZM229 53H230V56L233 57V55H232L233 53L228 52V55H229ZM235 53L236 52L234 51V54ZM151 55L155 56V59L153 62V67L157 68V70L155 69L157 72L155 77L154 76L152 77L153 79H155V82H154V80L152 81L151 79H150L151 81H149L150 77L147 78V76L140 74V72H139V67H143L144 69H147V66L149 65V62H146V63L144 62L145 64L142 63L143 56H151ZM218 55L223 56L222 51ZM55 56L58 57V59L60 61L57 58L56 59L58 61H56ZM72 56L73 57L76 56L75 59ZM158 56H162V59H157V58H159ZM68 58H66V59H68ZM237 58L239 59V57H237ZM192 59H194V58H192ZM83 60L82 61L78 60L81 62L74 63L75 64L74 66L76 68H74V67L73 68H74V70L77 71L76 73H78V69H81V67L83 70V65L84 66H87V65L90 66L89 64H87L88 63L87 60H84V61ZM94 60L96 62L98 61V60H96V58ZM126 60H128V59H126ZM72 61L70 60V62H72ZM86 61H87V63H86L87 65H85ZM89 61H92V60H89ZM93 61H92V65H95V61L94 62ZM113 62L115 65L110 64ZM58 63H60V64L58 65ZM124 63H125V61H124ZM184 63L187 64V62H184ZM97 64H96V66H97ZM162 64H164V66H161ZM57 65L59 66L60 70L62 69V72L64 71V73L58 72L59 69H56ZM77 65H78V67H77ZM260 65L261 64H259L257 67H259ZM159 66H161V67H159ZM242 66H243V69L244 68L248 69L249 67H251L252 66L251 58L246 57V59L243 60ZM176 68H177V70H176ZM155 70H153L154 73H155ZM249 70H250V68H249ZM96 71H93V72H96ZM169 71H171L170 73H172V75L169 74ZM67 72H69V73H67ZM181 72L183 73V70L180 71V73ZM144 73H146V70ZM248 73L251 74V70L250 71H248V70L244 71L243 70L241 76L249 75ZM96 74L99 75L98 73H96ZM97 75H96V77H98ZM179 75H181V74H179ZM90 76L95 78V76H93L92 74ZM249 77H250V75L247 77V79ZM43 78L48 79L49 77L48 78L43 77ZM75 78H73L72 80L75 79L76 82L73 81L72 83L76 84L77 82H79L80 79L78 80L77 77H75ZM85 79L86 78H84L83 82L89 80V78L87 80H85ZM181 79H183L184 81H181ZM95 80H98L97 84H99L100 86L103 87V85H102L103 83L101 81H99L100 79L97 78ZM244 80H242V81H244ZM248 80H245L244 83ZM68 81H70V80H68ZM80 81H82V80H80ZM83 82L81 83L82 85H83ZM181 82H182V85H181ZM68 83L71 84L70 82H67V85H66L67 87L69 86ZM84 83L86 84V82H84ZM168 83L169 84L172 83L174 85V87L177 86V88L175 87L176 91L169 90ZM39 84H41L42 86H40ZM75 84L73 85V87L74 86H75V88H77L76 86H79L78 88L81 87L80 86L81 84L80 85H78V83L76 85ZM180 85L182 87L178 88V86H180ZM71 86H69L70 88L69 87L68 88L71 89L72 88ZM67 87L66 88L64 87L63 89L61 88L60 90L67 89ZM95 87H97V86L94 84V90H96V89L100 90L101 89V91L97 90L98 91L97 92L98 97L103 96L104 99L101 98V100L106 99V101H107V99H109V97L107 95L104 97V94H103L104 92L102 91L103 90L102 87L101 88L97 87L96 89H95ZM145 89H147V91H148V88L145 87ZM154 89H152V90H154ZM43 90H45V89H43ZM71 91H72V89H71ZM149 91H151V90H149ZM159 91H161V89L158 90V92ZM236 91L239 94V98L242 101H243V99L244 100L246 99L245 98L246 93L244 92L245 91L244 86L240 90L236 89ZM46 92L49 94H47ZM155 92H157V91H155ZM50 93H51V91L50 92L48 90L45 91V95H50ZM58 93H59V91H58ZM122 93H120V94L122 95ZM41 94L44 97L40 96ZM72 94H74V93H72ZM120 94L118 93L117 95H120ZM224 94H226V93L224 92ZM259 94L261 96V100L264 99V92L260 91V93L258 92L257 95L259 96ZM21 95H22V97H21ZM117 95L115 97H117ZM41 97L43 98L42 101H41V99H39ZM118 97H120V99H118V100L121 101L122 97L121 96H118ZM81 98L82 99L84 98V99L82 100ZM106 101L105 102L101 101L102 103L100 102V107L102 106V109H103V105H104L105 109H103V111L106 110L107 113L111 110L117 111V108H115V107H118V106H119L118 110H123L120 108H122V107L124 108V105H125L124 104L122 107H120L121 104L117 105V104H119L120 101H117L116 102L117 104L115 103L116 106L113 105L114 108L116 109V110H114L113 106H111L112 103L110 102V100H108L109 102H106ZM242 101L239 102L240 106H241ZM55 102H53V103H55ZM109 103H111V104H109ZM243 103L245 104V101H243ZM248 104H249V102H248ZM248 104L246 106L247 109L252 107V106L249 107ZM83 105H84V103H83ZM135 105H136V107H135ZM257 105H259V104H257ZM108 106H111V107H109V109L111 108L110 110L108 109ZM259 106H261V105H259ZM262 108L263 107L260 108L261 111H262ZM33 110H35V111H33ZM141 110H140V112H141ZM250 110H253V109H250ZM263 110H264V108H263ZM106 111H104V112H106ZM125 111H127V110H125ZM130 111H127V112H130ZM70 112H71V114H70ZM253 112H255V111H253ZM262 112H261V114H262ZM82 113H84V110ZM110 113H108V114L111 115ZM228 114L229 115L231 114L232 117L238 116V119L236 118L237 121L234 122L235 125L233 124L234 125L233 128L230 127L231 121L229 123L227 122L228 121L227 118H229L227 116ZM261 114L259 116L258 115L257 116L258 117H261V116L264 117V115H261ZM118 115H121V114H118ZM166 115H168V116H166ZM103 117H104V115H102V118L100 117L101 120L103 119ZM247 117H251V115L250 116L247 115ZM145 118L147 119V117H145ZM166 118H168V121ZM80 119H81V117H80ZM104 119H103L104 123L102 124V126H103L102 130L104 132V133L102 132V134H104V135L102 137L99 136V138L97 140L98 143L100 144L99 147H102V148H100L101 150L103 148L107 149L108 147L110 149L109 141L107 144L105 142V140H107V139H104V138H106L105 136H109L110 133H112L111 129H110L111 126L107 127L106 126L107 121ZM146 119H145V121H146ZM246 119H247V123H249V121H251V118H246ZM257 119H255V120H257ZM101 120L99 119L100 122H101ZM135 120H136L137 125L135 124ZM143 120H144V118H143ZM157 120L162 121V122H159V126L161 125L160 127L158 126L159 128L157 127V125H158V123L156 122ZM258 120L260 121L261 119H258ZM147 121H148V119H147ZM232 121H234V120L232 119ZM254 121H253V123H254ZM114 123H116V125ZM242 123L244 124V127H245L246 123H244V121ZM134 124L136 125V129L134 128L135 127ZM138 124L141 126L138 127ZM169 124H171L172 126ZM228 124H230V126ZM243 124H241V125H243ZM260 124H262V123L260 122L259 125ZM68 125H69V127H67ZM99 125H101V124L99 123ZM133 125H134V127H133ZM12 126H14V125H12ZM17 126H19L20 129L17 128ZM252 126L253 127L256 126L255 129L260 127V126L262 127V125L257 127V125H254V124H252ZM60 127H62V128H60ZM79 127H82V126H79ZM86 127L88 128L89 126H86ZM6 128H8V129L6 130ZM14 128H15V126H14ZM5 130L8 133H6V132L4 133ZM114 130L116 131V129H114ZM170 130H169V132H170ZM262 130L264 131V128ZM41 131L43 134H45V136H46L45 139H42L43 136L41 135ZM226 131H229V132L226 133ZM133 132L131 133L132 135H134ZM77 133H74L75 134L74 138L77 135L78 136L80 135V133L79 134H77ZM86 133H87V131H86ZM85 134L83 133L82 137H84ZM260 134H262V132ZM57 135H60V136L57 137ZM124 136H125V138L130 137V135H127V136L124 135ZM136 136L137 135L135 133V137ZM141 136H143V135H141ZM85 137H87V136H85ZM66 138H67V136H65L64 138H61V139H66ZM123 138H120V139L123 140ZM167 138H169V137H167ZM259 138H261V137H259ZM155 139L157 141L156 136H155L154 140ZM95 140L96 139H93L89 142L87 141L88 142L87 143L88 148H86L87 146H85V150L86 149L89 150L90 149L89 145H91ZM154 140L152 139L151 140L152 142H150V144L156 142ZM261 141H259V144ZM140 142H142V144ZM83 143H85V141ZM167 143H169V142H167ZM71 144L73 145V147H71L72 146ZM229 144H228V146H229ZM243 144H245V143H243ZM261 144H262V142H261ZM80 145H82V143ZM80 145L78 148H81V147L84 148V146H80ZM167 145L170 148L172 147L171 144H170V146H169V144H167ZM232 145H230V146H232ZM129 146H130V148H129ZM160 146L162 147V145H160ZM184 146H187V148ZM251 146H254V145H251ZM259 146H257L258 149H259ZM92 147L93 146L91 145V148ZM261 147H264V144H263V146L261 145L260 148ZM72 148H74V149H72ZM234 149H232V150L234 151ZM242 150H245V149L242 148ZM246 150L248 151L249 149H246ZM71 151L69 153H71ZM102 151H104V150H102ZM236 151L237 150L235 149L234 152H236ZM234 152H233V154H234ZM252 154H253V152H252ZM134 155H135V157H134ZM231 156L235 158V154H234V156L230 154V158H231ZM237 156H239V155H237ZM136 157H139L138 162H137ZM226 162H227V159H226ZM231 163H232V161H231ZM139 166L142 168H139ZM228 167H230V165ZM231 167H230V169H231ZM234 168L232 167V170H234ZM238 169H239V166H237L236 169L234 170L235 174L239 173L238 171H236ZM241 169L242 168H240V171H241ZM152 175L153 174H151L150 176L153 177ZM63 180L65 181L64 183H63ZM59 183L60 184L63 183L62 187L65 188L64 190H59V189L57 190V188L59 187L58 186ZM259 183H261V182H259ZM67 184H68V182H67ZM69 184H70V182H69ZM261 184H263V183H261ZM257 186L259 188L260 186L262 187L263 185H260V186L257 185ZM261 187L259 188V191H260V189L262 190ZM65 190H67V191H65ZM250 190H252L254 193L251 192ZM263 190H264V187H263ZM61 192H63L64 197H65V195H67V197H65V198H67L66 199L67 202H65L66 201L65 199H64L65 201L63 200V198H62L63 195L61 194ZM219 192H220V190H219ZM259 193L261 195L262 194L264 195V191H263V193L261 191ZM253 194L254 195L258 194V195H256L257 196L256 197ZM177 198L180 199L181 202L184 200V202H185V204L183 205L184 210L185 209H186L185 211L189 210L190 212L187 211L186 213H190V214L184 215V212L181 209H179V208H181L180 206H178V207L173 206V205H175L174 203L176 202ZM187 199H189L190 201H187ZM259 199H260V201H259ZM259 199H258L259 202L256 201L257 203H261V198H259ZM263 200H264V197L262 198V201ZM186 202H188V203L186 204ZM69 203H70V206H69ZM67 204H68V206H67ZM147 204H148V206L150 205V203H147ZM182 204H179V205H182ZM261 204L258 207H260L259 211H261L263 213L264 211H262L263 210L262 208H264V207H262L263 204H262V206H261ZM37 208H39V209L37 210ZM176 208H178V209L176 210ZM178 210H181V211L179 212ZM163 211H165L164 212L165 215H163ZM214 211H215V209H213V214L215 213V215L214 216L212 215L214 222L212 220H211L212 222H210V219H212L210 217L211 216L210 213H208L207 211L203 212V213L201 212L202 213V215H200L201 220H200V222L198 221L197 223H195V224H197L195 229L197 231V228H198L204 234L211 237V239L210 238H208V239H209V241L210 240L213 241V242L210 241L212 243V245L214 244L212 251L213 252L215 251L217 253V255L218 254L222 255L224 253V251L226 250L225 254L223 255L224 257H221V258H223V262H224V260H226V263H228V264H237L238 263L237 260L235 262L234 261L235 258L232 256L233 254H236L238 256L237 251L233 248L234 251H236V252L232 251L233 252V254H232V252H231L232 249L230 248L231 245L229 247L230 252L227 250L228 246H226L228 240H227V238L225 239L224 233H226L225 227L227 226V224L224 227V222L226 221V223H227L228 220H224V216L226 217L227 215H226V213L224 215H220L219 213L214 212ZM194 212H195V214H194ZM252 212H254V213H252ZM199 213H200V211H199ZM156 215L158 216V220L156 219V221L154 222V220H153L154 218L152 219V216L156 217ZM255 215L257 216V214H255ZM181 216H183V217H181ZM261 216H260V218H261ZM207 217H210V219H207ZM197 218H198V216H197ZM256 219H255V223L253 222V224H255V225L258 222ZM152 220L154 223H152ZM184 221H183V224H185V223L187 224V222H184ZM142 222H144V221H142ZM177 223H180V224H177ZM144 225H146V224H144ZM182 225L179 228L182 229V227L185 226V225H183V226ZM192 226H191V228H192ZM263 226H264V224L260 228L261 229L260 231H255V232L253 231L254 234L256 233L255 236L257 235V237H258L257 239H259V241H256V239L253 238L255 236H253V237L250 236L251 234L253 235V233H251V234L249 233V236L251 237V239L255 240L254 244H252L253 247L251 246L253 251H254L253 248L256 247V246H254L255 244L258 245V242H260V240H262L264 242V227ZM34 227H35V225H34ZM191 228L186 227L184 230H186L187 234H189L192 237V239H188L187 241L189 242V240H191V246L194 247V248H192V251H194V253H196V255L198 257L196 264H207L208 262H207L206 258L204 257V254H202L201 250L199 251L198 248H197L198 250H194L198 245L197 244V240H198L197 236H198L199 232H194L192 230L193 228L192 229ZM144 229H145V227H144ZM24 230H26V232ZM224 230H225V232H224ZM145 231H147V230H145ZM163 231H164V233L166 232L165 229ZM175 231H177V232L175 233ZM149 232H151V231H149ZM151 233L154 234V232H151ZM158 233H160V232H158ZM156 234H157V232H156ZM175 234H178V235L176 236ZM148 235L149 234L147 233V236ZM158 235H160V234H158ZM183 235H185V234H183ZM206 235H204L205 238H206ZM151 236H149V237L151 238ZM0 237H1V235H0ZM152 237H154V236H152ZM199 237H200V235H199ZM215 237H220L219 244L217 243L218 245L216 248H215V242H214L216 240ZM248 242H249V240H248ZM251 243H253V242H251ZM249 244H250V242H249ZM141 245L143 247L142 243H141ZM146 245L148 246L147 243H146ZM247 245L248 244L246 243L245 246L247 247ZM259 245H261V243H259ZM263 246H264V244H263ZM240 247L238 248V251L241 249ZM147 249L149 250L150 248H146L145 250L143 248L142 250H144L146 252ZM213 249H216V250H213ZM249 250L247 251V253L249 252ZM227 251L229 253H231V255L227 254L226 253ZM256 251L257 250L255 248L254 252L256 253ZM263 251H264V249H263ZM241 252L245 253L244 249H242L240 252H238L239 255ZM260 252H258V254ZM212 253H211V256H212ZM242 253H241L242 256L240 257V260L238 259V261H241V259L245 255V254L243 255ZM247 253H246V255H247ZM191 254L193 255V253H191ZM248 254H250L251 260H253L254 258L252 259V256H253V255H251L252 253H248ZM159 255H158V257H159ZM236 255H234V256H236ZM144 256H145V254H144ZM190 256L188 257V259L190 258ZM229 256L230 257L232 256L233 258L232 257L230 258ZM247 256H249V255H247ZM253 257H255V256H253ZM258 257L259 256L255 257V258L258 259ZM23 258L24 257H22V260H23ZM27 258L28 257H25L26 260H27ZM236 258H238V257H236ZM25 259H24L23 263H21V264H34L33 263L34 261L25 262ZM156 259H158V258H156ZM188 259H185V260H187L188 263L190 260V264H192L191 262H193V261H191V259H189V260ZM22 260H19V263ZM28 260H29V258H28ZM258 260H260V259H258ZM258 260H256V262H258ZM7 261H8V259H7ZM4 262H5L4 260H1L0 264H4ZM38 262L40 263V261H38ZM181 262H182L181 264L186 263L185 261H184L185 262L184 263L183 260ZM16 263H18V262L16 261ZM47 263H50V262H47ZM240 263H243V261L239 262V264ZM260 263L264 264V260ZM51 264H54V262L53 263L51 262ZM249 264H254V263L251 261V263H249Z\"/></svg>", "mask_w": 264, "mask_h": 264}]
</instances>
